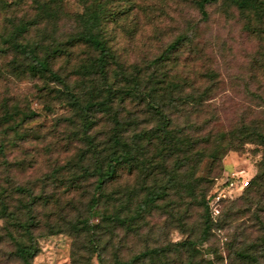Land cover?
Here are the masks:
<instances>
[{"label":"rangeland","instance_id":"374dc122","mask_svg":"<svg viewBox=\"0 0 264 264\" xmlns=\"http://www.w3.org/2000/svg\"><path fill=\"white\" fill-rule=\"evenodd\" d=\"M196 1L130 0L132 13L111 22L108 33L118 60L129 71L142 69V75L155 71L157 59L170 44L183 38L171 59L160 65L170 71V78L187 79L200 93L212 85L200 115L184 114L177 122L186 128L190 125L188 131L194 137L208 136L209 141L203 139L196 151L204 149L209 154L223 137L224 143L233 134L242 137L239 131L246 125L264 133V12L244 10L235 0H217L207 6L208 16H203ZM44 4L49 8L58 5L62 13L50 18L41 11ZM82 10V0H0V189H8L10 208L21 213L26 212L21 202L36 200L34 212L40 226L35 233L41 251L34 264H72L73 254L90 255L85 249L87 237H75L68 226L90 215L95 178L84 176L81 167L93 161L89 156L82 159L86 145L74 138L73 126L67 120L71 112L55 96L61 86L15 69L17 64L13 63L19 58L5 39L14 25L36 20L26 33L32 40L44 39L46 44L53 38L65 41L80 29ZM88 51L86 45H77L70 55L58 56L53 66L75 81L79 76L74 70L88 58ZM16 105L36 114L20 128L28 135L25 139L16 138L8 129L13 121L4 116ZM129 106L140 125L146 124L144 107ZM109 124L100 121L99 138L105 137ZM263 161L264 145L254 142L242 151H228L216 167L208 156L190 158L182 175L195 168V194L187 188L172 190L166 202L176 208V214L155 208L142 233L127 237L126 257L148 244L198 240L205 229L204 208L199 203L205 197L211 206L219 185L239 174L232 193H226L217 209L213 208L210 238L197 244L200 252L192 264H264V184L256 187L254 181ZM135 183V176L124 172L109 191ZM17 186L32 193H20ZM90 222L100 223L95 216ZM5 225L0 217V264H22ZM50 225L60 232L52 233ZM102 231L105 239L111 236ZM114 235L117 246L125 230H116ZM113 250L109 249L108 257ZM91 257L92 264H100L94 254Z\"/></svg>","mask_w":264,"mask_h":264},{"label":"trees","instance_id":"16d2710c","mask_svg":"<svg viewBox=\"0 0 264 264\" xmlns=\"http://www.w3.org/2000/svg\"><path fill=\"white\" fill-rule=\"evenodd\" d=\"M82 1L80 29L65 41L53 38V42L46 44L44 39L32 40L27 35L36 20L14 25L5 39L18 55L19 59L13 63L17 64L15 69H19L21 74L53 80L61 86L49 93L55 90L56 98L70 110L71 115L67 120L73 126L71 133L86 145L82 159L89 156L93 161L81 167L84 176L95 178L94 193L89 204L90 215L76 223H68L69 231L75 237H87L85 249L91 253L73 254L72 264H92L93 254L100 264H192L197 252H200L197 244L207 242L212 230L213 209L205 197L199 203L204 208L205 229L198 240L189 238L164 245L148 244L126 257L125 253L129 250L127 237L142 233L155 208L168 210L171 216L176 214V208L166 202L172 190L187 188L195 194L192 183L195 168H191L188 175H182V169L190 158L205 155L215 166L230 150L242 151L250 142L264 145V133L246 125L239 131L242 137L236 138L233 134L225 143L223 137L218 140L219 145L214 147L212 153L207 154L204 149L196 151L203 139L209 141L208 136L190 135V125L187 128L178 125V117L184 114L199 116L206 106L212 85L200 93L187 79L170 78V71L160 65L171 59L172 52L178 50L183 38L170 44L165 54L157 59L155 71L146 75H142V69L138 67L129 71L118 60L110 45L108 25L132 13L130 0ZM216 1L196 2L203 16H208L207 6ZM235 3L244 10H255L259 14L264 12V0H235ZM41 11L54 18L62 13V8L58 5L49 8L44 4ZM80 44L89 48V55L74 70L79 77L71 81L68 75H62L54 68L53 61L58 56L70 55L71 48ZM129 105L144 107L146 124L140 125V119L133 115ZM34 115L35 112L22 110L17 105L4 114L7 121H13L8 129L13 130L19 139L28 136L20 128L30 122ZM101 120L104 124L110 123L106 125L107 133L103 139L98 137ZM205 123L208 124V120ZM2 149L5 150L4 145ZM124 172L135 176V185L115 187L109 191V186L117 182ZM254 181L256 187L264 184V161ZM16 190L32 193L31 189L23 186H17ZM8 197V189L1 188L0 217L6 221V235L13 241L15 254L22 264H34L41 251L35 233L40 226L34 212L36 200L21 202L26 209L25 213H21L10 208ZM93 216L100 223L92 225L90 221ZM50 228L52 233L60 232L52 225ZM103 229L111 235L108 239H105ZM119 229L125 230V235L120 238L119 245L114 246V234ZM110 248L114 250L108 257ZM185 254H188V261L184 260ZM241 256L246 257L245 254Z\"/></svg>","mask_w":264,"mask_h":264},{"label":"built area","instance_id":"2783aa9c","mask_svg":"<svg viewBox=\"0 0 264 264\" xmlns=\"http://www.w3.org/2000/svg\"><path fill=\"white\" fill-rule=\"evenodd\" d=\"M241 175L234 174L231 177H229L226 181H223L218 188L217 195L215 196L211 208L217 209L216 205L217 203L222 200V198H225L227 194L232 193V190L234 186H236L240 181ZM227 193V194H226Z\"/></svg>","mask_w":264,"mask_h":264}]
</instances>
